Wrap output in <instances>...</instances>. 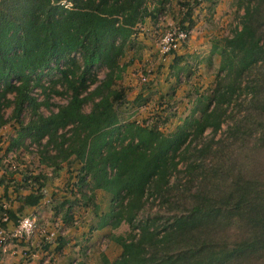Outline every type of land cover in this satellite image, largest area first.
Masks as SVG:
<instances>
[{"label": "trees", "instance_id": "trees-1", "mask_svg": "<svg viewBox=\"0 0 264 264\" xmlns=\"http://www.w3.org/2000/svg\"><path fill=\"white\" fill-rule=\"evenodd\" d=\"M165 1L0 0V128L10 108L19 124L11 147L24 138L38 146L45 140L39 158L54 171L70 157L78 162L73 195L86 201L96 190L111 195L91 230L125 223L130 233L111 236L121 251L103 264H264V0H239V28L217 50L213 88L163 134L155 125L120 124L124 94L113 86L136 28L146 19L156 25ZM98 67L105 74L96 83ZM51 71L69 98L43 116L39 108L48 106L50 91L41 79ZM36 87L43 88L42 102L31 95ZM23 181L29 191L18 195L17 209L0 206L12 224L24 208L39 205L47 178ZM154 201L165 210L139 216Z\"/></svg>", "mask_w": 264, "mask_h": 264}, {"label": "rangeland", "instance_id": "rangeland-1", "mask_svg": "<svg viewBox=\"0 0 264 264\" xmlns=\"http://www.w3.org/2000/svg\"><path fill=\"white\" fill-rule=\"evenodd\" d=\"M188 9L191 10L189 15ZM242 14L239 0H166L156 25L149 19L139 25L134 33L135 46L120 59L126 67L113 86L124 94L117 104L119 123L155 125L163 134L172 132L189 113L197 95L208 93L213 88L220 66L217 50L223 45V40L239 28ZM188 24L192 25L188 39L173 52L160 54L157 36ZM75 56L78 57L77 54ZM104 74L102 67L92 70L96 83L103 79ZM56 79L55 71L42 76L41 84L50 91L48 106L39 108L43 116L55 113L68 101L69 92ZM31 95L39 102L45 99L41 87L34 88ZM89 108L87 103L83 111L88 112ZM10 115L11 109L7 108L4 111L7 123L0 128V206L16 210L18 195L29 191L23 181L25 175L43 174L47 178L43 199L36 207L24 208L25 211L18 216L21 218L33 213L41 223L59 219L60 226L50 245H44L37 235L28 241H7L9 249L6 255H0V259L17 256L12 253L17 250L21 258L16 262L26 264L31 254L38 250L39 259L35 261L38 264H103V259L114 260L121 249L111 236H127L129 226L121 223L116 229L103 227L91 230L102 214L107 213L111 195L96 190L94 199L90 201L73 195L69 185L78 171V162L70 157L59 162L58 171H54L56 166H47L51 162L46 158V163L44 160L41 162L39 158V149L45 140L38 146L24 138L18 146L11 147L19 124L13 122ZM20 118L25 124L29 118L28 111ZM50 154L52 156L54 151L51 150ZM31 187L36 189L37 185L32 183ZM83 190L89 194L87 187ZM165 208L158 202H148L139 216L152 215ZM13 225L9 221L3 222L0 215V230L8 231ZM57 247H62L61 252Z\"/></svg>", "mask_w": 264, "mask_h": 264}, {"label": "built area", "instance_id": "built-area-1", "mask_svg": "<svg viewBox=\"0 0 264 264\" xmlns=\"http://www.w3.org/2000/svg\"><path fill=\"white\" fill-rule=\"evenodd\" d=\"M191 30L173 29L165 34L157 36V45L160 54L166 55L179 47L180 43L186 41ZM1 220L7 222L6 215H2ZM60 226V220L54 219L52 222H40L36 214L25 215L19 218L13 227L8 230H0V255H6L9 240H30L37 235L44 245H50L56 238L57 229ZM14 253V252H12Z\"/></svg>", "mask_w": 264, "mask_h": 264}, {"label": "crops", "instance_id": "crops-1", "mask_svg": "<svg viewBox=\"0 0 264 264\" xmlns=\"http://www.w3.org/2000/svg\"><path fill=\"white\" fill-rule=\"evenodd\" d=\"M22 211H25V210L23 209ZM61 250H62V247L60 249V252H61ZM14 253L17 256L10 257V258H2V259H0V264H18L19 258H21V255H20L19 251H17V250H15ZM37 259H39V251L38 250H36L35 252H33L31 254V257L26 264H38V263H35V261H37ZM16 261H18V262H16Z\"/></svg>", "mask_w": 264, "mask_h": 264}]
</instances>
